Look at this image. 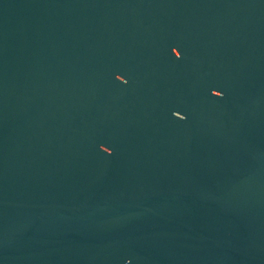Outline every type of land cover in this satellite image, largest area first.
Returning <instances> with one entry per match:
<instances>
[{"label":"water","instance_id":"water-1","mask_svg":"<svg viewBox=\"0 0 264 264\" xmlns=\"http://www.w3.org/2000/svg\"><path fill=\"white\" fill-rule=\"evenodd\" d=\"M0 264H264V0H0Z\"/></svg>","mask_w":264,"mask_h":264}]
</instances>
